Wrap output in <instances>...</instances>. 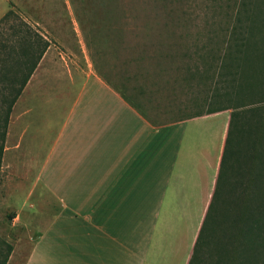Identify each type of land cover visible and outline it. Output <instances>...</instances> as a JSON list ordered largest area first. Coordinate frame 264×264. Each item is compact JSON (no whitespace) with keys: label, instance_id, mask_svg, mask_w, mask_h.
Masks as SVG:
<instances>
[{"label":"crops","instance_id":"obj_1","mask_svg":"<svg viewBox=\"0 0 264 264\" xmlns=\"http://www.w3.org/2000/svg\"><path fill=\"white\" fill-rule=\"evenodd\" d=\"M50 47L9 113L0 178L11 190L0 210L11 207L18 234L7 262L188 264L215 189L227 109L152 122L94 72L49 55ZM56 86L70 103L52 102L23 144L24 116Z\"/></svg>","mask_w":264,"mask_h":264},{"label":"rangeland","instance_id":"obj_2","mask_svg":"<svg viewBox=\"0 0 264 264\" xmlns=\"http://www.w3.org/2000/svg\"><path fill=\"white\" fill-rule=\"evenodd\" d=\"M258 1L264 11V0ZM6 2L10 14L0 22V123L6 102L46 40L51 46L49 55H63L83 74L94 72L137 105L152 122L167 123L228 104L221 90L227 76H215L234 70L227 58L223 70H219V65L220 57L224 61V32L232 20V10L241 0ZM246 24L248 20L242 23ZM23 42L26 48L28 42H33L28 52ZM12 76L14 81L9 83ZM54 84L59 82L52 79L50 85ZM62 91L56 86L34 99L31 111L23 118V125L29 128L23 144L29 136L34 137L43 116L51 111L52 102L70 103V93L59 98ZM230 111L226 110L228 114ZM2 180L0 202L11 190L7 186L2 189ZM29 183L21 182L19 197ZM36 188L33 199L40 194V188ZM4 207L7 209L0 210V239L10 243L18 231L11 226V207L6 203ZM21 261L22 258L12 259L7 264Z\"/></svg>","mask_w":264,"mask_h":264},{"label":"trees","instance_id":"obj_3","mask_svg":"<svg viewBox=\"0 0 264 264\" xmlns=\"http://www.w3.org/2000/svg\"><path fill=\"white\" fill-rule=\"evenodd\" d=\"M260 7L258 0H241L224 32L219 70L226 58L234 70L215 77L227 76L221 90L228 104L207 113L231 111L215 189L188 264H264V11ZM9 14L10 10L0 22ZM245 20L248 24L243 26ZM25 44L28 52L33 42L27 48ZM48 45L44 41L6 102L0 123V169L11 107ZM11 251L12 245L0 239V264H7Z\"/></svg>","mask_w":264,"mask_h":264}]
</instances>
